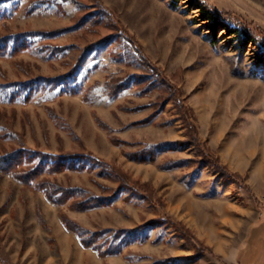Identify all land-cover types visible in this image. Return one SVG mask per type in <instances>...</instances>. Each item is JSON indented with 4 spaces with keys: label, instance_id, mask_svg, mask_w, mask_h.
<instances>
[{
    "label": "rangeland",
    "instance_id": "1",
    "mask_svg": "<svg viewBox=\"0 0 264 264\" xmlns=\"http://www.w3.org/2000/svg\"><path fill=\"white\" fill-rule=\"evenodd\" d=\"M203 2L264 35V0ZM15 41L27 49L0 56V154H92L125 179L99 167L49 177L86 196L137 189L79 211L0 172V261L264 264V62L251 44L240 47L224 30L215 37L191 0H0V45ZM148 73L110 95L111 80ZM175 140L190 142L154 161L130 156ZM63 214L89 230L161 221L104 257L82 245Z\"/></svg>",
    "mask_w": 264,
    "mask_h": 264
},
{
    "label": "trees",
    "instance_id": "2",
    "mask_svg": "<svg viewBox=\"0 0 264 264\" xmlns=\"http://www.w3.org/2000/svg\"><path fill=\"white\" fill-rule=\"evenodd\" d=\"M198 6L201 12L202 20L206 21L207 28L217 37L220 30L233 37L240 47L251 44L256 49L257 58L260 62H264V35H260L257 31L252 29L249 25L236 19L231 13L221 10H215L206 5L203 0H191ZM18 9V5L14 6V10ZM28 13H31L29 10ZM216 40V39H214ZM214 43V41H213ZM27 49L24 42L15 41L13 46L9 44L0 45V56L14 55L19 51ZM134 49V48H133ZM135 50V49H134ZM139 53V54H138ZM137 53V58L140 63L145 64L155 73L157 69L153 66L150 60L145 56L142 51ZM67 75L60 77L65 79ZM137 77V81L132 79ZM133 78L129 77L124 80H111L107 83L109 93L111 96H118L126 88L134 84H141L145 79L151 77V73L136 75ZM49 81L52 79H48ZM52 89L57 88L60 82L56 79L52 81ZM133 82V84L131 83ZM152 85V84H150ZM66 92L78 94L82 92L83 88L80 86L69 87L66 86ZM64 91V90H63ZM88 99V97H87ZM183 107V105H182ZM190 131L194 133L193 142H198L196 135V126L190 123ZM190 141L175 140L172 142L159 143L152 146H146L139 151L131 154L132 158L141 161H154L156 160L159 151L175 150ZM209 157V156H208ZM91 165H88V164ZM96 167L104 172L110 170L112 173L122 177L123 171L115 167L113 164L102 160L92 154L86 153H66L64 155H56L42 151H36L30 148H19L5 154H0V172L8 173L15 177L24 185L42 190L45 192L49 200L57 205H64L70 202V207L74 210L85 211L99 206L111 205L118 197V194L125 188L136 190L137 188L131 185H121L115 194L110 195H92L86 196L84 188L64 187L59 183L51 180L49 175L64 172L66 170H88L93 171ZM229 169L223 167L221 172L225 176H230L239 180L242 176L237 172L228 171ZM123 178V177H122ZM125 178L121 179L122 181ZM62 219L66 226L77 234L81 243L86 248L96 250L101 256H108L113 254H120L124 251L125 247L133 244L137 240L143 241L148 238L143 234V230L147 226L155 225L158 221L153 220L147 224L138 226L136 228H105L97 230H89L81 227L78 223L62 215ZM182 236L188 237L186 232L181 229ZM202 249L198 248V253ZM0 264H9L5 260H1Z\"/></svg>",
    "mask_w": 264,
    "mask_h": 264
}]
</instances>
